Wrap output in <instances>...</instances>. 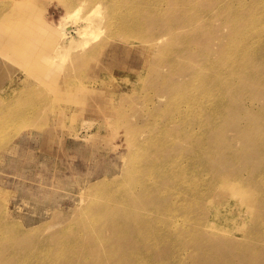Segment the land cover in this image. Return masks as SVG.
Instances as JSON below:
<instances>
[{
	"label": "rangeland",
	"instance_id": "374dc122",
	"mask_svg": "<svg viewBox=\"0 0 264 264\" xmlns=\"http://www.w3.org/2000/svg\"><path fill=\"white\" fill-rule=\"evenodd\" d=\"M81 1L0 0V264H264V0Z\"/></svg>",
	"mask_w": 264,
	"mask_h": 264
},
{
	"label": "bare ground",
	"instance_id": "6f19581e",
	"mask_svg": "<svg viewBox=\"0 0 264 264\" xmlns=\"http://www.w3.org/2000/svg\"><path fill=\"white\" fill-rule=\"evenodd\" d=\"M84 1L85 2H87L86 0H83V1H81L82 3L81 4H83L84 3ZM94 1H96V0H93L92 2H91V4L94 2ZM118 0H114V3L115 2H117ZM122 1V2H121ZM119 0V2H120V5H123V0ZM165 0H154V6H155V8H157V10H158V5L160 4V3H163ZM241 2H242V0H240ZM244 1V0H243ZM63 2H65V1H63ZM62 2V3H63ZM98 2V1H97ZM112 2H113V0H112ZM119 2H118V4H119ZM138 2L139 1H137V0H130V4H128L125 8L123 7V8H121V6H119L118 7V9L120 8V12L117 10V7L115 8V10H114V8L112 7V4L110 5L111 6V8H112V10L114 11V12H111L112 13V16H111V20L110 21H108L109 22V28H111V31H113V33H115L116 34V32H117V30L119 29L120 31H122V32H124V33H130V32H136V27L135 26H129V23H127L126 22V20H127V18H129V17H133V14H134V11H133V9L135 8V6H137V4H138ZM234 2V1H233ZM96 3V2H95ZM122 3V4H121ZM238 3H239V1H238ZM69 3H67V5H68ZM117 4V3H116ZM117 4V5H118ZM230 4V3H229ZM228 4V5H229ZM66 5V6H67ZM70 5H71V3H70ZM85 5V4H84ZM116 5V6H117ZM231 5V4H230ZM242 5V4H241ZM244 5V4H243ZM242 5V6H243ZM95 6V5H94ZM124 6V5H123ZM235 6V5H234ZM81 7V6H80ZM80 7H79V9L78 10H80ZM100 5L98 4V6H96L95 7V9L94 10H92L91 11V14H90V16H88V20H89V22L90 23H88L86 26H84V28H82L81 30H79V31H77L78 32V34H79V36H81L83 39L82 40H84V39H87L89 36H90V38H91V35L93 36V34L91 33V32H89V31H91V29L89 30L88 28H91L92 27V25H93V23L95 22L94 20H92V18H94V16L92 17V14L93 13H97V12H99L100 11ZM115 7V6H114ZM164 7V6H163ZM83 10V9H82ZM111 10V9H110ZM111 10V11H112ZM116 10L118 11V13L116 12ZM1 11V10H0ZM76 11H77V9H76ZM76 11H74V12H76ZM82 12V11H81ZM161 12V11H160ZM67 13H69V9H68V12ZM198 13V12H197ZM201 13V12H200ZM233 13H235L234 11H233ZM8 14V13H7ZM74 14V13H73ZM77 14H79V16H80V12L78 13L77 12ZM75 16H76V14H74ZM96 15H100V13H97ZM196 15V14H195ZM78 16V15H77ZM97 16V17H98ZM66 17V16H65ZM92 17V18H91ZM85 18V20H87ZM74 19V18H73ZM72 19V20H73ZM78 19H81V17H79ZM77 19V20H78ZM91 19V20H90ZM95 19V18H94ZM118 19V20H117ZM84 20V21H85ZM88 20H87V22H88ZM234 20V19H233ZM251 20H252V18H251ZM65 21V20H64ZM63 21V22H64ZM80 21V20H79ZM93 21V23H91ZM118 21V22H117ZM62 22V23H63ZM81 22V21H80ZM250 22V21H249ZM67 23V22H66ZM75 23V22H74ZM84 23H86V22H84ZM131 23V22H130ZM258 23V22H257ZM95 24V23H94ZM141 22H140V24H139V26H141ZM233 24H234V21H233ZM60 25H61V23H60ZM71 25H72V23H71ZM70 26V25H69ZM67 27V25H66V28L65 29H63V36L64 37H66L67 35H68V33H70V30H71V27ZM115 26H117L118 28L116 29V32H114V28H115ZM248 26H250V25H248ZM247 26V27H248ZM64 27V26H63ZM142 27V26H141ZM246 27V28H247ZM255 27H256V25H255ZM113 29V30H112ZM141 29V28H140ZM93 30V29H92ZM251 31V30H250ZM241 32V31H240ZM245 32V31H244ZM252 32H254V30H252ZM260 32V31H259ZM94 33V32H93ZM95 33H96V30H95ZM99 33V32H98ZM169 34V33H168ZM168 34H166V35H163L164 36V38H166L167 36H169ZM94 36H97V35H94ZM163 36L161 37V39L163 38ZM239 36V35H238ZM240 36H241V33H240ZM245 37V36H244ZM89 38V39H90ZM67 39V38H66ZM68 39H69V37H68ZM160 39V40H161ZM70 40V39H69ZM159 40V39H158ZM157 40V41H158ZM160 40L158 41V42H160ZM66 41V40H65ZM88 40H86L85 42H86V44L88 43L87 42ZM83 42V41H82ZM84 42V43H85ZM157 42V43H158ZM81 44V43H80ZM82 45V44H81ZM84 45V44H83ZM67 48V47H66ZM69 48V47H68ZM59 49V48H58ZM62 49V48H61ZM242 51V50H241ZM242 53H243V51H242ZM235 54V53H234ZM239 54V53H238ZM247 54H248V52H247ZM60 56L61 58H65V55H66V51H65V49H64V51L62 50V51H58V50H56V52H55V55L54 56ZM244 56H246V54H243ZM242 55V56H243ZM59 57V58H60ZM234 58H235V55H234ZM230 60V59H229ZM61 61H63V60H61L60 59V62ZM234 62V61H233ZM63 63V62H62ZM206 63V62H205ZM2 68V67H1ZM208 73V72H207ZM217 75V74H216ZM196 76V75H195ZM195 76H193V77H195ZM196 77H198V76H196ZM224 77V76H223ZM200 79V78H199ZM194 80V79H193ZM196 80V79H195ZM194 80V81H195ZM193 82V81H192ZM197 82V81H196ZM193 83H195V82H193ZM205 83H206V81H205ZM204 95L202 94V98H196V97H194V96H190V95H188V97L187 98H185V102L183 101V103H185V109H187L188 108V110H189V113H187V114H194V112H195V110H196V108H198V107H201V104L204 102V100L207 98V97H209L211 94H213V91L211 92V91H208V83H206L205 84V88H204ZM195 92V91H194ZM184 105V104H183ZM190 107V108H189ZM7 110V109H6ZM5 110V111H6ZM200 110V109H199ZM208 111V110H207ZM217 113V109L216 108H213L212 109V111H211V113H210V115L211 116H213V115H215ZM9 114V113H8ZM188 116V115H187ZM186 116V117H187ZM43 128V127H42ZM131 171H132V169H131ZM185 222H186V220H185Z\"/></svg>",
	"mask_w": 264,
	"mask_h": 264
}]
</instances>
